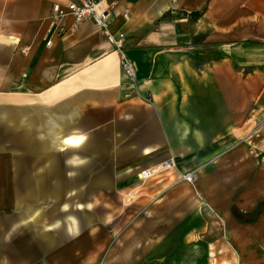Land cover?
I'll return each mask as SVG.
<instances>
[{"label": "crops", "instance_id": "obj_1", "mask_svg": "<svg viewBox=\"0 0 264 264\" xmlns=\"http://www.w3.org/2000/svg\"><path fill=\"white\" fill-rule=\"evenodd\" d=\"M70 1L0 0V105L56 109L58 149L80 143L121 178L132 222L108 264H264V0H102L131 98L91 20L69 16L47 45L53 5Z\"/></svg>", "mask_w": 264, "mask_h": 264}, {"label": "rangeland", "instance_id": "obj_2", "mask_svg": "<svg viewBox=\"0 0 264 264\" xmlns=\"http://www.w3.org/2000/svg\"><path fill=\"white\" fill-rule=\"evenodd\" d=\"M55 111L0 105V264L112 263L132 222L131 194L111 191L121 178L110 162L85 160L80 143L55 145L65 131Z\"/></svg>", "mask_w": 264, "mask_h": 264}, {"label": "built area", "instance_id": "obj_3", "mask_svg": "<svg viewBox=\"0 0 264 264\" xmlns=\"http://www.w3.org/2000/svg\"><path fill=\"white\" fill-rule=\"evenodd\" d=\"M102 2V0H71L66 5L55 3L49 16L50 36L47 38L46 43L47 45H51L53 43L54 37H60L64 35V33L67 31L65 22L69 16H71L74 20L73 29H77L85 20H91L96 26H98L108 35L110 40L114 43L116 49L119 51L120 66L128 79L126 85L127 91L124 96L125 98H131L137 94L135 90L136 71L132 61L128 57L122 45L125 34L123 32L113 33L111 31V13L109 9L102 6ZM175 165V160L171 159L167 162H164L156 170H146L142 173L144 176H148L154 173V171L166 170L174 167ZM183 179L187 182L193 183L196 179V172H186L183 175Z\"/></svg>", "mask_w": 264, "mask_h": 264}, {"label": "trees", "instance_id": "obj_4", "mask_svg": "<svg viewBox=\"0 0 264 264\" xmlns=\"http://www.w3.org/2000/svg\"><path fill=\"white\" fill-rule=\"evenodd\" d=\"M192 15H193V16H200L201 13H200V12H193Z\"/></svg>", "mask_w": 264, "mask_h": 264}]
</instances>
